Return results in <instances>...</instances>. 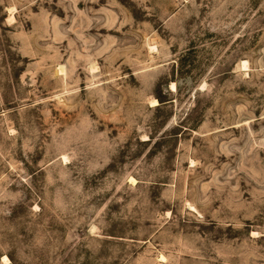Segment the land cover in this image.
I'll list each match as a JSON object with an SVG mask.
<instances>
[{"label": "rangeland", "instance_id": "obj_1", "mask_svg": "<svg viewBox=\"0 0 264 264\" xmlns=\"http://www.w3.org/2000/svg\"><path fill=\"white\" fill-rule=\"evenodd\" d=\"M0 264H264V0H0Z\"/></svg>", "mask_w": 264, "mask_h": 264}, {"label": "bare ground", "instance_id": "obj_2", "mask_svg": "<svg viewBox=\"0 0 264 264\" xmlns=\"http://www.w3.org/2000/svg\"><path fill=\"white\" fill-rule=\"evenodd\" d=\"M14 9V8H13ZM12 10V9H11ZM9 11V10H8ZM13 12V11H12ZM12 16V15H11ZM242 64V63H241ZM246 65V62H243V66H245ZM60 72H62L63 70L62 69H60L59 70ZM171 88L173 89L174 88V85H171ZM152 103H153V105H157L158 103H157V101L156 100H154V101H152ZM2 260L5 262V263H9V259L6 257V256H3L2 257Z\"/></svg>", "mask_w": 264, "mask_h": 264}]
</instances>
